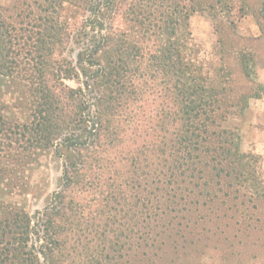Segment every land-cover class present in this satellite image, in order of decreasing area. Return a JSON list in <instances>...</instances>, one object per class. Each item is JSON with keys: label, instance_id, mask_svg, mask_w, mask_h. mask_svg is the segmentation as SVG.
I'll return each mask as SVG.
<instances>
[{"label": "trees", "instance_id": "obj_1", "mask_svg": "<svg viewBox=\"0 0 264 264\" xmlns=\"http://www.w3.org/2000/svg\"><path fill=\"white\" fill-rule=\"evenodd\" d=\"M68 7L90 13L77 33L62 19ZM194 12L178 0L0 7V78L29 111L21 121L0 108V189L26 187L24 169L50 152L63 161L60 187L37 220L0 200V264L257 258L261 159L224 126L234 106L227 83L188 55ZM251 62L242 54L245 71Z\"/></svg>", "mask_w": 264, "mask_h": 264}, {"label": "rangeland", "instance_id": "obj_2", "mask_svg": "<svg viewBox=\"0 0 264 264\" xmlns=\"http://www.w3.org/2000/svg\"><path fill=\"white\" fill-rule=\"evenodd\" d=\"M24 1L0 0V7L12 8ZM178 1L188 6L190 11L192 7L195 8L189 20L191 51L188 55L203 66L213 82L227 83V105L234 106L227 107L230 114L224 126L240 135L243 152L260 157L264 181V0ZM29 2L33 4V0ZM165 4L170 6L172 2L167 1ZM200 6L204 7L203 12ZM75 11L70 8L61 12L62 19L68 21L73 33L80 31L81 24L90 18L88 12ZM105 24L108 28L111 22L106 20ZM78 50L74 47L73 53ZM242 54L253 58L249 65L250 73L243 68ZM70 85L77 87L80 83L71 82ZM88 97L93 103L92 96ZM244 103H247L245 108ZM5 106L6 113L13 118L25 121L29 117L28 105L21 93L10 79L0 78V108ZM6 160L3 159V163ZM62 169L63 161L50 152L24 169L26 187L11 190L3 185L0 200L25 206L33 219L37 220L38 212L51 202L53 193L60 187ZM262 246L263 249L255 252L257 258L245 264H264Z\"/></svg>", "mask_w": 264, "mask_h": 264}]
</instances>
